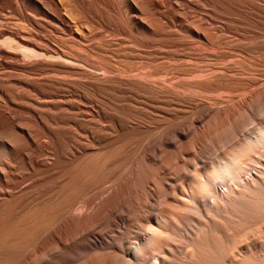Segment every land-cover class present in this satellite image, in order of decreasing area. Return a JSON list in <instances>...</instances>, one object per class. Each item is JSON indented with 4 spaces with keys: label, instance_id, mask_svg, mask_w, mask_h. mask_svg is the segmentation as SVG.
Returning a JSON list of instances; mask_svg holds the SVG:
<instances>
[{
    "label": "bare ground",
    "instance_id": "6f19581e",
    "mask_svg": "<svg viewBox=\"0 0 264 264\" xmlns=\"http://www.w3.org/2000/svg\"><path fill=\"white\" fill-rule=\"evenodd\" d=\"M235 49L264 0H0V264H264V58Z\"/></svg>",
    "mask_w": 264,
    "mask_h": 264
},
{
    "label": "rangeland",
    "instance_id": "374dc122",
    "mask_svg": "<svg viewBox=\"0 0 264 264\" xmlns=\"http://www.w3.org/2000/svg\"><path fill=\"white\" fill-rule=\"evenodd\" d=\"M239 14V16L237 17L236 15H238ZM238 14H236L235 15V17L236 18H239L240 19V16L242 17L241 19H245V20H247L246 18H247V15L246 14H244L245 16H242V15H240V13L238 12ZM243 14V13H242ZM250 19V17L248 16V20ZM237 47H239V46H237ZM236 47V48H237ZM234 52H235V56L234 57H230V59L231 60H233V58H236V59H234L233 61H237V60H245L246 62H248V63H246V64H248L249 66H253V64H252V62H251V60H254L255 58H264V54H262V55H258L257 53H254V52H252V51H250V50H247V49H245V51H243L242 52V50H238V49H235V50H233ZM240 52V53H239ZM249 52V53H248ZM252 52V53H251ZM254 56V57H253ZM241 59H240V58ZM247 59H246V58ZM239 58V59H238ZM251 58V59H250ZM211 59V60H210ZM210 59H206L205 61H202L203 63H208V61H209V63L210 62H213V63H215V62H218V61H220V60H217L216 61V59H212V58H210ZM230 59H227L228 60V62H229V60ZM213 60V61H212ZM227 60H224V61H226L227 62ZM193 62H196L195 60H192ZM201 63V64H203L201 61H198L197 60V63ZM262 67V68H261ZM264 66L262 65V66H258V68L261 70V72L260 73H258V74H244L245 76L247 75V76H255V77H257L258 79H259V85H262V83L264 84V80H263V78H264V68H263ZM263 73V74H262ZM246 76V77H247ZM185 77V76H184ZM186 77H188V76H186ZM261 79V80H260ZM262 82V83H261ZM244 92V91H243ZM239 93V94H238ZM246 93L248 94L249 92L248 91H246ZM246 93L244 92V95H246ZM235 94H238V98H241L242 96L240 95V94H242V92L241 91H238L237 93H235ZM243 95V94H242ZM243 95V96H244ZM241 96V97H240ZM253 114L254 113H250L249 115H250V117H251V119H253V118H255V116H253ZM253 116V117H252ZM249 117H247V120L249 121L250 119H248ZM246 120V119H245ZM247 120H246V122H247ZM252 121H254V119L252 120ZM252 121H250V122H244L245 123V125H246V127H247V124L249 123V126L251 127L252 126ZM244 125V126H245ZM241 128V127H240ZM239 128V129H240ZM239 129H237V133L240 135V133H242L243 131L241 130L240 132H238L239 131ZM243 129V128H242ZM237 135V134H236ZM46 257H48V256H45V257H43V260H41L40 261V263L39 264H64V263H66V262H68L69 261V259H70V256H65V257H57V258H50V257H48V258H46ZM59 258V259H58ZM54 261H53V260ZM49 260V261H48ZM59 260V261H58ZM65 261V262H64ZM56 262V263H55ZM60 262H62V263H60Z\"/></svg>",
    "mask_w": 264,
    "mask_h": 264
}]
</instances>
